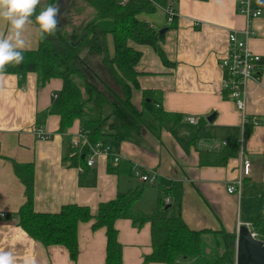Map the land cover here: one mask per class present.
<instances>
[{
  "label": "crops",
  "instance_id": "0c3cea01",
  "mask_svg": "<svg viewBox=\"0 0 264 264\" xmlns=\"http://www.w3.org/2000/svg\"><path fill=\"white\" fill-rule=\"evenodd\" d=\"M253 2L262 13L249 21L240 13L238 0H178L172 5L175 27L169 26L163 8L138 15L154 29L166 28L164 41L159 42L165 62L158 50L130 42L142 52L136 64L140 87L132 91L133 103L140 108L146 90L159 93L162 109L179 119L164 123L158 137L144 128L140 135L122 141L100 140L111 155L119 156V162L132 167V177L110 170L117 165L104 154L92 166L79 162L72 139L77 138L80 121L61 132L59 115L47 113L55 101L53 94L62 88L59 78L39 85L35 72H28L24 79L0 73V250L11 252L14 264H105L107 238L105 227L93 228V220L79 223V250L73 261L65 246H44L31 237L17 214L26 196L14 162L34 165L32 202L37 212H58L64 204L77 203L95 213L118 192L143 187L134 204L138 212L153 211L160 197L180 212L192 230L236 233L237 222H250L251 214L264 208V0ZM107 22L102 21L111 26ZM231 31L246 39L263 61L260 81H250L245 91L248 122L223 90L220 60L228 53ZM0 32L7 34L2 22ZM22 39L24 49L37 47L34 23L25 26ZM108 46L112 53L110 37ZM189 116L196 118L195 124L186 120ZM40 129L49 137L40 139L36 134ZM234 141L238 143L235 157L220 166L200 164L201 151L218 152L223 142ZM243 159L250 161V174L242 178L239 191L229 193L227 187L239 176ZM145 173L155 175L153 184L141 181L140 174ZM144 193L153 199L145 202ZM114 227L122 244V264H163L148 263L145 258L153 250L150 222L136 227L130 219L118 218ZM212 236L204 238L211 242ZM175 264L193 261L182 258Z\"/></svg>",
  "mask_w": 264,
  "mask_h": 264
},
{
  "label": "trees",
  "instance_id": "16d2710c",
  "mask_svg": "<svg viewBox=\"0 0 264 264\" xmlns=\"http://www.w3.org/2000/svg\"><path fill=\"white\" fill-rule=\"evenodd\" d=\"M58 0H40L35 15L49 4ZM95 9L96 16L87 22L81 35L76 38L63 37L59 29L55 35L44 40L38 38L35 49H24V61L18 66L9 65L4 74L14 73L24 79L28 72L37 74V83L45 85L50 79L59 78L62 88L47 113L59 115V129L66 132L75 120L80 121L88 141L100 142L110 138L122 141L130 135H140L148 128L156 137L164 123L175 122L179 115H172L162 109L161 95L144 91L141 107L132 100L133 89H139L136 64L142 52L134 49L130 42L149 45L158 50L164 61L159 42L165 35L152 28L148 22L140 20L141 12H155L166 9L178 0H128L121 4L118 0H84ZM175 9V8H174ZM108 21L105 27L100 21ZM177 15L169 26L175 27ZM112 42V53L108 41ZM165 62V61H164ZM175 119V120H174ZM238 143H226L223 149L201 151L200 164L223 165L237 155ZM82 164L85 158L76 154ZM112 160V158H109ZM77 160V159H76ZM14 172L25 188L26 201L17 211L19 222L25 232L44 246L62 245L75 261L79 250L77 227L81 222L93 220V228L106 230L105 264H122V244L117 241L114 223L118 218L130 219L132 225L141 227L150 222L152 228V252L146 261L175 264L182 258L193 264H234L236 233L226 230H196L187 227L180 212H175L163 198L159 197L156 208L147 213L133 210L134 203L143 193V187L118 192L110 201L101 203L95 213L90 207L77 203L64 204L58 212H37L33 208L34 165L32 162H14ZM116 173H133L128 163L119 162ZM253 228L264 239V208L251 214ZM212 234V253L208 251L205 236ZM222 249L221 252L219 250Z\"/></svg>",
  "mask_w": 264,
  "mask_h": 264
},
{
  "label": "built area",
  "instance_id": "2783aa9c",
  "mask_svg": "<svg viewBox=\"0 0 264 264\" xmlns=\"http://www.w3.org/2000/svg\"><path fill=\"white\" fill-rule=\"evenodd\" d=\"M126 1L128 0H122L120 3L124 4ZM238 3L240 13L248 18V21L258 17L262 13L261 7L254 3L253 0H238ZM165 10L167 13V20L171 23L172 17L176 15L175 9L170 5V7H167ZM243 33L246 36L249 34L247 29H245ZM227 42L228 53L220 60L224 78L223 90L229 98L235 101L236 107L242 111V120L248 122L244 109L245 91L247 84L250 81H260L263 61L260 55L255 54L248 47L246 39L244 40L238 37L236 31L230 32ZM53 97H57V94H54ZM186 120L193 124L196 123V118L193 116L186 117ZM255 122L257 123L258 121ZM36 134L40 139H46L49 137V135L41 129L38 130ZM72 142L76 149V153L81 154L85 158L84 162L86 166H92L95 163V159L98 156H101V154L112 158L111 161L115 165L120 161L118 155L114 156L109 153V147L102 141L96 143L88 141L87 135L81 131V128L77 133V138H73ZM225 144L226 142H223V145ZM240 166L239 176L235 179L233 184H230L227 187L229 193L239 191L240 186L242 185V178L250 174L251 165L249 160L243 159ZM78 169L82 170L81 167ZM140 179L142 182L153 184L155 181V175L150 173L140 174ZM243 226L249 230L251 237L264 242V239H262L259 233L253 228L251 222H237L236 236L240 228Z\"/></svg>",
  "mask_w": 264,
  "mask_h": 264
},
{
  "label": "clouds",
  "instance_id": "9594fccd",
  "mask_svg": "<svg viewBox=\"0 0 264 264\" xmlns=\"http://www.w3.org/2000/svg\"><path fill=\"white\" fill-rule=\"evenodd\" d=\"M39 3L40 0H0V22L7 26V34L0 32V73L9 65L23 63L22 33L26 25L35 24V33L40 40L55 35L60 23V8L49 4L35 15L33 21L31 17ZM0 264H14L12 253L0 250Z\"/></svg>",
  "mask_w": 264,
  "mask_h": 264
},
{
  "label": "rangeland",
  "instance_id": "374dc122",
  "mask_svg": "<svg viewBox=\"0 0 264 264\" xmlns=\"http://www.w3.org/2000/svg\"><path fill=\"white\" fill-rule=\"evenodd\" d=\"M54 5H57V2H55ZM59 8H60V23L58 25V29H59L60 33L63 35V37L66 38L67 40L69 38V35H71V34L72 35L74 34L76 36V38L78 36H80L81 35L80 33L82 32L83 26L87 22L93 20L96 16L95 9L92 8L84 0H63L62 4H60ZM105 22H107V21H105ZM99 23H101L105 27L106 26L110 27L106 23H102L101 21ZM107 23H109V22H107ZM54 99H56V97ZM129 176L132 177L133 173ZM148 187H150V186L147 185L146 191H147ZM146 191H145V193H146ZM145 193L141 199H143L145 202H147L150 199L151 200L153 199V196H151L149 194L145 195ZM133 210H134V206H133ZM134 211H136V210H134ZM212 241L213 240H211V242ZM208 242L210 243V241H208ZM209 243H208V247L206 250L207 253H208V251L210 252L213 249L212 246L211 247L209 246ZM214 243L215 242L213 241V243L212 244L210 243V245H213ZM221 251H222V249L219 250V252H221ZM210 253H212V252H210Z\"/></svg>",
  "mask_w": 264,
  "mask_h": 264
},
{
  "label": "water",
  "instance_id": "95a60500",
  "mask_svg": "<svg viewBox=\"0 0 264 264\" xmlns=\"http://www.w3.org/2000/svg\"><path fill=\"white\" fill-rule=\"evenodd\" d=\"M60 4L62 0L57 1V5ZM165 29H160L159 33H163ZM234 264H264V242L251 237L245 226L240 228L236 236Z\"/></svg>",
  "mask_w": 264,
  "mask_h": 264
}]
</instances>
